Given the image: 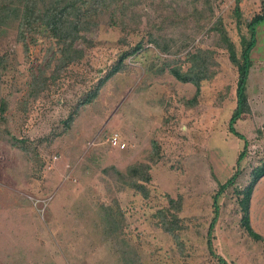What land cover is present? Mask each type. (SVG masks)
I'll return each mask as SVG.
<instances>
[{"label": "rangeland", "instance_id": "obj_1", "mask_svg": "<svg viewBox=\"0 0 264 264\" xmlns=\"http://www.w3.org/2000/svg\"><path fill=\"white\" fill-rule=\"evenodd\" d=\"M129 3L120 26L111 25L104 11L98 26L75 33L84 56L43 82L36 97L31 73L45 62L54 40L39 31L25 47L14 24L0 25V98L8 102L0 121V264H123L114 252L117 233L140 264H223L218 255L226 264H264V240L253 239L240 225L232 185L217 194L216 211L213 206L220 182L237 173L235 183L243 185L251 167L264 158V21L255 27L250 51V111L233 124L247 143L238 162L244 139L228 126L237 68L215 26L239 46L244 28L237 29L232 15L235 0ZM240 8L250 17L264 10V0H241ZM152 31L181 48L162 52L146 41ZM140 39L143 47L125 58L126 66L103 82L91 102L79 106L64 129L61 119L107 72L117 52ZM196 47L211 50L215 73L200 82L190 103L195 85L158 68L165 57L182 61ZM113 132L125 141L123 148L108 143ZM149 157L156 161L147 196L122 187L111 169H103L114 164L125 171ZM169 197L179 201L178 210L169 206ZM108 206L117 229L103 221ZM167 207L180 225L176 239L160 225L159 211ZM249 215L252 227L264 234V175L254 185ZM165 216L171 218L166 209Z\"/></svg>", "mask_w": 264, "mask_h": 264}, {"label": "trees", "instance_id": "obj_2", "mask_svg": "<svg viewBox=\"0 0 264 264\" xmlns=\"http://www.w3.org/2000/svg\"><path fill=\"white\" fill-rule=\"evenodd\" d=\"M240 1L235 0L232 9V15L235 19L237 29L241 31L244 28V31L239 34V46L236 45L222 27L218 26L217 23L215 26L219 30L220 38L225 42L229 59L237 68L236 100L228 120L229 130L244 139L236 131L233 124L242 113L250 111L247 93V77L249 68L252 65L250 51L256 42L255 27L264 21V10L254 13L250 17H244L240 8ZM129 2L130 0H0V25L8 22L14 24L17 29L18 38L23 41L25 47L28 45L27 39L30 37L29 41H33L35 38L34 35L39 31L47 33L54 40V43L50 44L46 50L47 58L44 60L45 62L37 67L36 72L31 73V80L29 82L31 85L30 89H32L31 95L36 97L43 82H46L49 77L55 78L61 70H64L71 63L78 62L84 56V48L77 46L74 40V35L78 30L90 31L92 28L98 26V18L104 11H108L109 23L111 25L120 26L128 17L127 8H129ZM193 5L196 6L197 4ZM208 9L211 10L210 8ZM193 11L190 10L189 12L193 13ZM174 14L180 15L181 13ZM162 19H165V17H162ZM146 41L152 42L153 45L164 53H173L178 48H181V44H177L176 41L163 42L161 40V33L155 31L148 34ZM87 44L90 46L91 41H88ZM142 45L143 41L140 39L136 43L122 48L117 52L116 59L107 72L98 79L94 86L88 88L80 96L75 109L61 119L64 129H67L71 125L74 115L78 113L79 106L91 102L97 96L103 82L114 73L121 71L126 66L125 58L130 54L138 52L143 47ZM183 61H188L186 67L182 66ZM214 63L215 61L211 57L210 49L196 47L192 51L187 50L182 61L179 57H165L158 71L163 72L164 70H168L176 79L193 83L195 85V94L187 101L194 103L200 89V82L203 79L210 78L215 73L213 66L211 69V64ZM52 64L53 68L49 71V75H47L46 69ZM3 67L4 56L0 55V71ZM7 108L8 102L4 98H0V121H5ZM0 135L4 136L2 133ZM14 138L8 137L9 140ZM246 145V139H244L243 148L238 153V162L245 153ZM21 148L25 153L30 151L26 144L21 145ZM155 161V157H149V162L139 161L131 163L125 171L118 169L114 164L103 167V169H111L116 175V181L122 187L129 186L135 192H140L143 196H147L148 187L146 182L150 180L149 170L151 164ZM236 174L232 173L226 181L219 183L218 190L213 194L215 211L217 210V204L215 203L217 194L227 186L232 185L239 204L240 225L253 239L264 240V234L252 227L249 215L250 198L254 185L264 175V158L259 159L258 163L251 167L248 180L243 185H236ZM169 206H172L176 211L179 209L180 203L176 199L169 197ZM165 209L171 214V218L165 216ZM105 211L104 215H102L103 221L111 225L109 229H117L119 223L115 219V215L110 207H105ZM174 212L169 211L168 207L162 208L159 211L161 213L160 217L162 218L160 225L176 239L178 238V233L174 229L180 227V225L175 223L177 216ZM212 222L213 220L209 224V229L212 227ZM114 238L117 248H115L114 252L122 260V263L140 264L137 254L128 248L126 239L118 233L114 235ZM207 240L210 243L209 239ZM120 241L121 245L119 243ZM119 247L121 250L118 249ZM218 258L223 264H226L225 259L221 255H218Z\"/></svg>", "mask_w": 264, "mask_h": 264}, {"label": "built area", "instance_id": "obj_3", "mask_svg": "<svg viewBox=\"0 0 264 264\" xmlns=\"http://www.w3.org/2000/svg\"><path fill=\"white\" fill-rule=\"evenodd\" d=\"M106 139L111 146L117 148H123L125 146V141H123L116 132L108 134Z\"/></svg>", "mask_w": 264, "mask_h": 264}]
</instances>
